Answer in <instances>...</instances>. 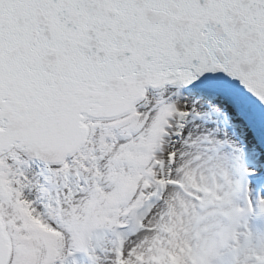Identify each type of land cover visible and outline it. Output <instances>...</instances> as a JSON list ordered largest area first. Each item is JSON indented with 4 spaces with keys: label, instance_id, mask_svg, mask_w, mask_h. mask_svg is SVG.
<instances>
[{
    "label": "snow or ice",
    "instance_id": "obj_1",
    "mask_svg": "<svg viewBox=\"0 0 264 264\" xmlns=\"http://www.w3.org/2000/svg\"><path fill=\"white\" fill-rule=\"evenodd\" d=\"M0 264H264V0H0Z\"/></svg>",
    "mask_w": 264,
    "mask_h": 264
}]
</instances>
